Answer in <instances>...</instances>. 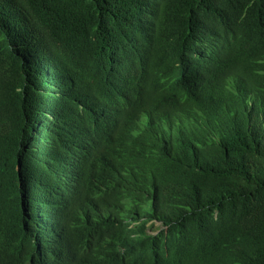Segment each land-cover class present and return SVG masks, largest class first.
Here are the masks:
<instances>
[{
    "label": "trees",
    "instance_id": "16d2710c",
    "mask_svg": "<svg viewBox=\"0 0 264 264\" xmlns=\"http://www.w3.org/2000/svg\"><path fill=\"white\" fill-rule=\"evenodd\" d=\"M0 264H264V0H0Z\"/></svg>",
    "mask_w": 264,
    "mask_h": 264
},
{
    "label": "rangeland",
    "instance_id": "374dc122",
    "mask_svg": "<svg viewBox=\"0 0 264 264\" xmlns=\"http://www.w3.org/2000/svg\"><path fill=\"white\" fill-rule=\"evenodd\" d=\"M159 224V223H158Z\"/></svg>",
    "mask_w": 264,
    "mask_h": 264
}]
</instances>
